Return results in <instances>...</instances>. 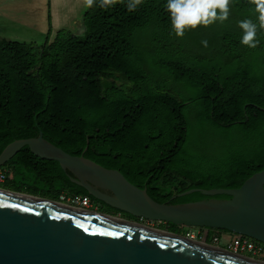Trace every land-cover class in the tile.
<instances>
[{
    "label": "trees",
    "instance_id": "1",
    "mask_svg": "<svg viewBox=\"0 0 264 264\" xmlns=\"http://www.w3.org/2000/svg\"><path fill=\"white\" fill-rule=\"evenodd\" d=\"M125 4L88 8L82 35L59 30L42 44L0 39V153L42 132L65 152L120 171L159 203L209 198L176 196L191 189L240 187L264 169V32L249 48L238 26L258 23L254 6L232 0L227 20L181 38L172 33L167 0H143L134 12ZM6 165L2 183L10 185L9 175L34 183L2 188L98 202L57 161L27 146Z\"/></svg>",
    "mask_w": 264,
    "mask_h": 264
},
{
    "label": "water",
    "instance_id": "2",
    "mask_svg": "<svg viewBox=\"0 0 264 264\" xmlns=\"http://www.w3.org/2000/svg\"><path fill=\"white\" fill-rule=\"evenodd\" d=\"M24 146L41 159L57 161L70 181L96 200L135 218L226 230L264 244V169L238 188L191 189L176 195L200 192L207 199L159 203L120 171L71 155L45 140L42 132L6 145L0 167ZM20 194L24 193L0 188V264H264L197 244L185 235L166 231L174 238L140 223L102 218L59 200L39 198L41 202Z\"/></svg>",
    "mask_w": 264,
    "mask_h": 264
},
{
    "label": "crops",
    "instance_id": "3",
    "mask_svg": "<svg viewBox=\"0 0 264 264\" xmlns=\"http://www.w3.org/2000/svg\"><path fill=\"white\" fill-rule=\"evenodd\" d=\"M87 9L83 0H0V39L19 37L42 44L59 30L81 35Z\"/></svg>",
    "mask_w": 264,
    "mask_h": 264
},
{
    "label": "clouds",
    "instance_id": "4",
    "mask_svg": "<svg viewBox=\"0 0 264 264\" xmlns=\"http://www.w3.org/2000/svg\"><path fill=\"white\" fill-rule=\"evenodd\" d=\"M232 0H167L166 10L169 13L172 33L176 37H183L188 30L198 26H208L217 21L223 22L229 16V4ZM254 6L253 11L258 23L250 19L239 22L242 30L240 43L249 48H255L259 44L258 31L264 32V0H249ZM117 3H125V0H83V6L92 8L94 5L103 10H110ZM143 3V0H126V8L134 12ZM207 46V41L203 42Z\"/></svg>",
    "mask_w": 264,
    "mask_h": 264
},
{
    "label": "built area",
    "instance_id": "5",
    "mask_svg": "<svg viewBox=\"0 0 264 264\" xmlns=\"http://www.w3.org/2000/svg\"><path fill=\"white\" fill-rule=\"evenodd\" d=\"M6 176H7L6 171L0 169V183L4 182ZM59 201L64 202L68 206L78 207L80 209H85V210L91 209L93 211L97 209V207L92 204L91 199L88 196H69L64 194L60 196ZM191 229H189L185 234V236L190 239H194L196 236L199 237L202 234L200 233L199 228H195L197 229V232L190 231ZM205 234L206 231L204 230V236ZM217 237H218L217 234L213 235V238L215 240H218ZM227 247L231 249L233 253H247L255 257H260L264 255L263 243L239 234L234 235L229 240V244Z\"/></svg>",
    "mask_w": 264,
    "mask_h": 264
},
{
    "label": "flooded vegetation",
    "instance_id": "6",
    "mask_svg": "<svg viewBox=\"0 0 264 264\" xmlns=\"http://www.w3.org/2000/svg\"><path fill=\"white\" fill-rule=\"evenodd\" d=\"M6 164L7 163H5L4 165H6ZM1 170H4V171L7 172L8 171L7 165L5 167H3ZM0 188H2V187H0ZM2 189H5L7 191L17 192V193H24V194L32 195V196L38 197V198L49 199L47 197L40 196V195H37V194H29L27 192L16 191V190H12V189H9V188L8 189L7 188H2ZM49 200H51V199H49ZM91 202H92L93 205H95L97 207V209L95 211H93L91 209H89V210L82 209V210L85 211V212H91V213H94L95 215L102 216V218H110L112 220H117L119 222L126 221V222H133V223L136 224V223H138V221H143V220H140V219L135 218V217L134 218H129L126 214H124L126 212H123V211L118 210L116 208H112V207L108 206L107 204H105V203H103V202H101L99 200H98V202H95V201L91 200ZM62 204H65V203L62 202ZM75 208H78V207H75ZM78 209H80V208H78ZM165 231L170 232V231H168L166 229H165ZM205 231H206L207 235L212 233V236L215 235V234L223 232V231H216V229H207ZM171 233H174V232H171ZM224 233L228 234L230 239L234 235H236V234L231 233V232H224ZM175 234L181 235V234H178V233H175ZM194 242L200 243V244H204V245L209 246V247H213V249L214 248H219V247H217L215 245L209 244L210 242H206L205 240L201 243V242H199V241L194 239ZM225 251H226L227 254H232V255L237 256L239 258H242L244 260H249V261H253V262H263L264 263V255L261 256V257H253V256H251V255H249L247 253H233L232 251H229V250H225Z\"/></svg>",
    "mask_w": 264,
    "mask_h": 264
},
{
    "label": "rangeland",
    "instance_id": "7",
    "mask_svg": "<svg viewBox=\"0 0 264 264\" xmlns=\"http://www.w3.org/2000/svg\"><path fill=\"white\" fill-rule=\"evenodd\" d=\"M83 34V33H82ZM81 34V35H82ZM31 39H34V38H31ZM10 40H14V41H19V42H32V40H30V39H22V38H19V37H13L12 39H10ZM34 40H36V39H34ZM147 61L149 62V63H151V58H147ZM11 176V175H10ZM8 177V179H10L9 180V182H10V185H8L7 183H0V186L1 187H10V186H12V184H13V186H20V187H24L23 185H25V186H27V185H29V184H33L34 183V180L31 178V177H24V178H22L21 179V177H16L15 179H13L12 177ZM5 181V180H4ZM138 223H140V225H143V226H146V227H149V228H151V229H156L157 231H164L165 230V228L163 227V222H157V221H146V220H143V221H138ZM187 231V229H186V227H184L183 229H182V231H181V235H185L186 232ZM190 231H195V232H197V229H195V228H192ZM164 232H166V231H164ZM218 240H215L214 238H212V242L211 243H209V244H211V245H215V246H217V247H219L220 249H224V250H229V251H231V249H229L227 246H228V244H229V240H230V238H229V236H228V234H226V233H224V232H222V233H218ZM195 240H197V241H199V242H203L204 241V230H203V232H202V234L199 236V237H195L194 238ZM216 249V248H215ZM218 250V249H217ZM250 255V254H249ZM252 256V255H251ZM253 257H255V256H253ZM261 257V256H260Z\"/></svg>",
    "mask_w": 264,
    "mask_h": 264
},
{
    "label": "bare ground",
    "instance_id": "8",
    "mask_svg": "<svg viewBox=\"0 0 264 264\" xmlns=\"http://www.w3.org/2000/svg\"><path fill=\"white\" fill-rule=\"evenodd\" d=\"M19 196H21V197H24V198H28V199H32V200H37V201H41L42 202V199H39V198H37V197H29V196H27V195H24V194H20ZM110 219V218H109ZM115 221H117V220H115ZM151 230V229H150ZM157 233H160V234H163V235H169V236H171V237H174V236H172V234H169V233H167V232H164V231H156ZM174 238H176V237H174ZM179 238V237H178ZM196 243V242H195ZM197 244H200V243H197ZM215 249V248H214ZM217 250V249H216Z\"/></svg>",
    "mask_w": 264,
    "mask_h": 264
},
{
    "label": "snow or ice",
    "instance_id": "9",
    "mask_svg": "<svg viewBox=\"0 0 264 264\" xmlns=\"http://www.w3.org/2000/svg\"><path fill=\"white\" fill-rule=\"evenodd\" d=\"M25 211H27V210L25 209Z\"/></svg>",
    "mask_w": 264,
    "mask_h": 264
}]
</instances>
